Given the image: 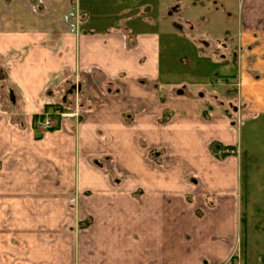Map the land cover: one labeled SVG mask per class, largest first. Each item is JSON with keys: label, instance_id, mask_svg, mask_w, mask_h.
Segmentation results:
<instances>
[{"label": "crops", "instance_id": "crops-1", "mask_svg": "<svg viewBox=\"0 0 264 264\" xmlns=\"http://www.w3.org/2000/svg\"><path fill=\"white\" fill-rule=\"evenodd\" d=\"M74 1L0 0V264H264V199L239 194L238 74L172 77V39L190 69L214 61L180 33H214L264 109V0H153L115 30ZM65 95L80 116L39 127Z\"/></svg>", "mask_w": 264, "mask_h": 264}, {"label": "rangeland", "instance_id": "rangeland-1", "mask_svg": "<svg viewBox=\"0 0 264 264\" xmlns=\"http://www.w3.org/2000/svg\"><path fill=\"white\" fill-rule=\"evenodd\" d=\"M155 1V0H154ZM153 0H75L73 2L74 5V12L79 15L82 8L87 9V15L92 20V24H95L98 27L99 25H109V30H115V25H119L121 21H118L117 18L121 13L127 14L125 17L138 15L141 17L147 18V20H151L153 17L154 5ZM132 2V5L126 6L127 9H124L121 6H124L126 3ZM240 0H236L235 3H239ZM33 6V5H31ZM33 11L38 10L39 6H33ZM170 7H165L163 10V15L161 18H166V12L170 11ZM139 13V14H138ZM80 17V15H79ZM125 19V18H123ZM80 22L81 20L78 19ZM169 32V31H167ZM175 34V33H173ZM188 39L191 43H199L202 42V39L199 38L203 36V39L207 40V45L202 46L201 48H197L200 50L205 56H209L214 62L210 65L209 61L201 60L200 62L203 63L200 67H189L193 64V58L191 56H187V54L191 53V49L187 46H181L180 44H184L185 41L181 38L177 39L176 37L172 39L174 42V47L172 51L175 52H185V58L183 61L182 58L181 64L184 67L183 69L178 70L179 73H173L172 77H193L194 75H198L197 81L202 82H195L196 87H209L212 82L218 83L219 86L222 84V80L216 81V79L222 78V76H217L216 74L227 73V71H233L238 74V82L241 83L237 89V94L234 96L236 97L237 105H241L242 101L245 100L246 105L245 108L248 107L250 109L246 110L241 106L240 108V121L239 124L234 123V128L237 130V149H238V156L240 157V167L238 172V185H239V194L241 195L242 201L250 200L253 201L255 204H259V201L264 199V109L260 106L257 101L256 97L244 96V79L240 76V69L243 66L244 61H241L238 58V65L232 64V61H229V64H224L222 60H224V56L220 49V42L215 40L212 42L209 35L211 33L205 31H193L189 29V27H185V30L180 33ZM179 34V35H180ZM214 34V33H212ZM211 34V35H212ZM236 34V33H235ZM176 35V34H175ZM178 35V34H177ZM210 35V37H211ZM219 43V44H218ZM231 43H236V38ZM188 49V50H185ZM162 53L164 48L161 47ZM187 53V54H186ZM164 55V54H162ZM167 55V54H166ZM231 59V58H230ZM242 59V57H241ZM167 57L162 61V66L164 67L166 63ZM215 60H217L215 62ZM232 60V59H231ZM241 65V66H240ZM188 68L187 70L185 68ZM193 68L195 70H193ZM243 68V67H242ZM235 69V70H234ZM237 70V71H236ZM202 73H210V80H208V76H205ZM182 73V74H181ZM261 91L264 92V83L261 84ZM236 87V85H235ZM221 87H219L220 89ZM233 88V86H230ZM222 89V88H221ZM220 89V90H221ZM233 90V89H232ZM194 91V90H193ZM190 90V93L187 90L186 86L179 87L175 90V93L180 94L179 92L183 93L182 98H189V94L193 93ZM202 91V89L200 90ZM198 91V92H200ZM202 93V92H201ZM174 94V93H173ZM229 94L232 95L231 91ZM202 97V96H201ZM197 96V102L200 103L201 107L207 111L209 101L208 94L205 93L204 98ZM233 97V95H232ZM202 99V100H201ZM222 100L217 99L216 104L220 103ZM264 106V105H263ZM260 108V111L258 110ZM205 111V112H206ZM231 111V110H230ZM237 122V121H236ZM236 149V151H237ZM235 153V151H234ZM237 153V152H236ZM160 154V153H159ZM161 155V154H160ZM261 188V190H260ZM247 198V199H246ZM244 233V232H243Z\"/></svg>", "mask_w": 264, "mask_h": 264}, {"label": "built area", "instance_id": "built-area-1", "mask_svg": "<svg viewBox=\"0 0 264 264\" xmlns=\"http://www.w3.org/2000/svg\"><path fill=\"white\" fill-rule=\"evenodd\" d=\"M59 105L60 104L53 103V105H52V107H51L50 110L54 114H59L60 116H63V117L76 116V115H78V112L77 111H72V112H62V111H59ZM49 115H50V113H44V119L42 121H40L39 124H41L44 127H50V126H52L54 124L53 123V119L51 117H49Z\"/></svg>", "mask_w": 264, "mask_h": 264}]
</instances>
